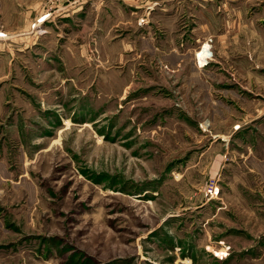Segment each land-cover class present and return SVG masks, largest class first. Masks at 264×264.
Wrapping results in <instances>:
<instances>
[{
  "label": "rangeland",
  "instance_id": "rangeland-1",
  "mask_svg": "<svg viewBox=\"0 0 264 264\" xmlns=\"http://www.w3.org/2000/svg\"><path fill=\"white\" fill-rule=\"evenodd\" d=\"M264 0H0V264H264Z\"/></svg>",
  "mask_w": 264,
  "mask_h": 264
},
{
  "label": "crops",
  "instance_id": "crops-1",
  "mask_svg": "<svg viewBox=\"0 0 264 264\" xmlns=\"http://www.w3.org/2000/svg\"><path fill=\"white\" fill-rule=\"evenodd\" d=\"M253 74L258 73V78L263 82L264 81V70L263 69H259L256 71L251 72Z\"/></svg>",
  "mask_w": 264,
  "mask_h": 264
}]
</instances>
